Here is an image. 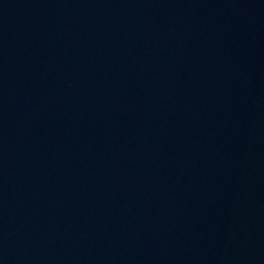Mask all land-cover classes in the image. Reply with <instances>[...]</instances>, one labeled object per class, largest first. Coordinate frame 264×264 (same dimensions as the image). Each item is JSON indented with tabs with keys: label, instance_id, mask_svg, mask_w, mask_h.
Returning <instances> with one entry per match:
<instances>
[{
	"label": "water",
	"instance_id": "water-1",
	"mask_svg": "<svg viewBox=\"0 0 264 264\" xmlns=\"http://www.w3.org/2000/svg\"><path fill=\"white\" fill-rule=\"evenodd\" d=\"M0 264H264V0H0Z\"/></svg>",
	"mask_w": 264,
	"mask_h": 264
}]
</instances>
